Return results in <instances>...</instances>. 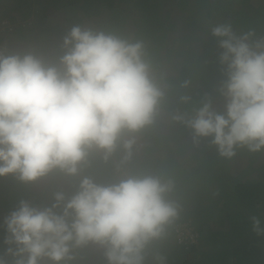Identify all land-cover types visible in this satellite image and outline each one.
I'll return each mask as SVG.
<instances>
[{
    "label": "clouds",
    "instance_id": "1",
    "mask_svg": "<svg viewBox=\"0 0 264 264\" xmlns=\"http://www.w3.org/2000/svg\"><path fill=\"white\" fill-rule=\"evenodd\" d=\"M224 79L216 110L205 97L190 116L170 120L192 131V143L211 138L223 157L235 149H264V36L236 34L230 24L211 28ZM63 54L46 63L25 51H0V177L31 183L54 170L76 177L90 157L107 161L117 151V170L138 150V134L154 125L168 86L142 41L103 30L72 26ZM185 81L181 87L186 88ZM188 103L190 97H180ZM173 183L161 175L128 174L98 184L80 176L70 195L53 203L18 202L2 221L5 257L11 264H79L78 250L94 246L104 264H163L155 250L178 217L168 199ZM253 230L260 221L252 218ZM0 264L7 261L0 258Z\"/></svg>",
    "mask_w": 264,
    "mask_h": 264
},
{
    "label": "trees",
    "instance_id": "2",
    "mask_svg": "<svg viewBox=\"0 0 264 264\" xmlns=\"http://www.w3.org/2000/svg\"><path fill=\"white\" fill-rule=\"evenodd\" d=\"M161 1L0 0L1 18L22 25L16 24L5 36L6 54L30 50L46 63H56L63 54L62 37L79 25L132 41L152 40L157 47L147 56L168 86L154 125L138 134L139 147L128 165L117 170L121 155L117 151L107 161L90 157L76 177L55 170L31 183L11 175L0 177V221L21 200L45 207L54 202L57 191L70 196L83 175L98 184L116 183L128 174L161 175L173 183L168 195L178 210L173 226L189 223L196 235L195 243L177 244L172 226L155 247L163 254V264H264V149L237 148L232 157H223L211 138L193 144L191 129L170 120L173 113L190 116L205 97L222 111L224 101L216 88L224 75L211 28L226 23L238 35L251 31L254 38L264 36V0H163L162 5ZM129 8L137 10L132 18H143L142 25H123L122 11ZM106 11L112 15L108 19ZM185 81L188 86L182 88ZM183 95L190 97L188 103L181 101ZM177 144L181 151H175ZM253 217L262 231L253 230ZM3 237L0 226V258L11 264L4 255ZM101 255L97 248L92 253L95 259ZM88 259L81 256L79 264H88Z\"/></svg>",
    "mask_w": 264,
    "mask_h": 264
},
{
    "label": "rangeland",
    "instance_id": "3",
    "mask_svg": "<svg viewBox=\"0 0 264 264\" xmlns=\"http://www.w3.org/2000/svg\"><path fill=\"white\" fill-rule=\"evenodd\" d=\"M163 1V0H162ZM160 2L161 3V5L163 4V2ZM188 4H190V2L188 3ZM136 9H134V8H129V11L126 9L125 11H122V18H124L123 20H122V23H123V25L124 26H126V27H128V25H129V27H138V26H140V25H142V23H143V18H141V17H139V18H137V19H134V18H132L135 14H136ZM188 12V11H187ZM189 13L191 14V9H190V11H189ZM112 15L111 14H107V11L106 12H104V18L105 19H108L109 17H111ZM1 17H4V15L2 14V12H1V10H0V19H5V18H1ZM183 19H184V16H183ZM182 19V20H183ZM169 35H172V34H174L173 32H169L168 33ZM164 39V38H163ZM167 39V38H166ZM165 40V39H164ZM166 41V40H165ZM28 42H30V45L32 44V41L29 39L28 40ZM167 42V41H166ZM143 44H144V46H145V50H146V53L147 54H151V53H154L155 52V48L157 47V46H155L154 44H153V42H152V40H147V41H143ZM32 47V46H31ZM33 48V47H32ZM148 52H151V53H148ZM181 149V144H177L176 145V150L175 151H181L180 150ZM169 235H170V233H169ZM95 249V250H92V249ZM80 251H81V255H80V257L81 256H83V257H85V258H89L88 259V264H104V261H103V257H102V255H101V258H99V259H95L93 256H92V253L94 254V252L96 251V248L94 247V246H85L84 248H82V249H80ZM157 251V250H156ZM91 252V253H90ZM159 253V255L160 256H162L163 257V254L162 253H160V251L158 252ZM87 254V255H86ZM79 257V258H80ZM78 258V259H79ZM47 264H50V262H48Z\"/></svg>",
    "mask_w": 264,
    "mask_h": 264
},
{
    "label": "built area",
    "instance_id": "4",
    "mask_svg": "<svg viewBox=\"0 0 264 264\" xmlns=\"http://www.w3.org/2000/svg\"><path fill=\"white\" fill-rule=\"evenodd\" d=\"M18 22V21H17ZM21 23H11L7 19H0V51L4 54L8 51V41L6 35L14 30V26ZM22 26V25H21ZM174 238L177 244L195 243L196 235L189 223H177L173 226Z\"/></svg>",
    "mask_w": 264,
    "mask_h": 264
}]
</instances>
